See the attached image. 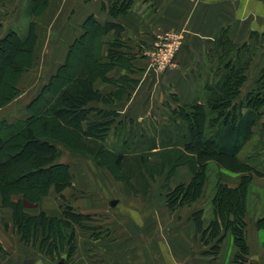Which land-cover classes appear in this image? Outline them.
Returning a JSON list of instances; mask_svg holds the SVG:
<instances>
[{"label": "crops", "instance_id": "0c3cea01", "mask_svg": "<svg viewBox=\"0 0 264 264\" xmlns=\"http://www.w3.org/2000/svg\"><path fill=\"white\" fill-rule=\"evenodd\" d=\"M121 4L127 6L120 10ZM33 6L34 0H0V38L11 29H22L20 23L29 13L28 22L36 23V50L44 51L51 46L53 53L67 54L72 43L84 35L83 25L87 21L95 19L101 25L114 22L123 26L120 37L127 43L125 51L136 56L132 60L135 72L116 65L106 75L109 79L129 75L139 81L134 90L124 92L106 106L111 105L109 109L119 112L118 122L126 118L128 127L132 119L137 126L142 118L164 116L166 107L170 106L168 102L172 100L180 105L196 99L205 101L209 73L204 59L212 55L224 30H228L232 41L250 49L252 60L243 89L252 86L264 68V0H48L38 13L32 10ZM167 31L182 34L184 41L176 66L162 72L143 54ZM116 36V30L112 29L102 35V40L108 43ZM108 49V46L103 47L102 54L105 55ZM94 86L102 93L117 89L113 82L102 78H98ZM99 103L102 102L91 104L99 107ZM92 116L100 118L97 112H92ZM167 119L169 121L170 116ZM168 121H165L167 125ZM159 141L158 137V146ZM57 161L63 162L61 158ZM223 173L222 182L231 187L238 186L245 174L225 167ZM187 174L193 176L190 169ZM50 194L38 202L36 209L26 206L25 210L31 214L45 211L50 216H62L63 204L58 202L55 206ZM161 194L85 193L78 204L71 203L81 213L94 215L83 221L89 224L88 230H76L77 264H264V238L261 235L264 223L261 220L250 218L246 213L248 252L243 253L233 232L224 226L212 237L209 230L205 236L197 230L193 213L204 210V229H207L212 219L207 214L214 208L215 194L210 201H205L207 194L202 193L192 204L174 210L162 200ZM20 197L14 195L13 199ZM111 199L116 203L112 204ZM2 202L0 194V234L7 232V224L11 231L15 230V236L9 248L0 244V264H24L22 259H27L23 250L28 246L21 241L14 226L12 209L3 206ZM3 213L8 217L4 219ZM75 227L78 226L75 224ZM216 242H219L220 250L214 254L212 246ZM31 259L32 264H37L36 258Z\"/></svg>", "mask_w": 264, "mask_h": 264}, {"label": "trees", "instance_id": "16d2710c", "mask_svg": "<svg viewBox=\"0 0 264 264\" xmlns=\"http://www.w3.org/2000/svg\"><path fill=\"white\" fill-rule=\"evenodd\" d=\"M47 3L48 0H34L33 7H38L39 10L35 12H41ZM126 6L121 4L119 9L122 10ZM83 26L84 35L78 37L69 49L70 57L75 54L77 47L87 53L84 63L77 71L71 73L70 77H66L65 72L62 77L60 74L55 75L63 81L59 82L54 97L39 112L33 111L25 119L0 120L2 204L12 209L14 226L22 242L31 245L40 241L41 250L45 254L50 257L58 253L60 259H65L63 257L65 252L67 257L71 255L77 247L74 222L84 221L83 218L88 214L75 211L71 205L63 206V214L60 217L50 216L45 211L31 214L25 210L27 204H37L52 191L62 194L64 189L72 185L70 165L57 161L61 155L60 147L77 150L91 145L90 149L86 148L87 151L94 154L99 164L109 168L116 178L118 167L126 168L132 159L126 153H112L106 147L112 128L118 126L119 112L103 109L91 103L96 101L110 104L120 98L124 92L135 89L138 78L123 75L118 79H109L106 74L116 65L125 66L133 71L132 60L136 56L123 50L126 44L120 37L122 25L114 22L101 25L93 19ZM112 29L116 30L117 36L112 42L110 41L107 53L102 55V50L97 48L98 39L102 40V35ZM228 33V30L222 32L212 52V55L217 56L218 66L215 69L214 79L206 85L205 101L199 102L196 99L179 105L173 113L179 114L181 121L176 117H170L169 121L173 129H167V125L165 130H162L161 144L162 149L169 150L166 153L174 152V155H171L173 165L187 164L193 171V179L185 187V192L178 193L175 202L170 200L169 205L173 210L192 204L201 196L206 181L204 176L210 160H217L218 164L234 172L245 173L236 187L218 184L213 199L214 218L207 225V229H204L203 209L196 210L193 218L197 230L204 236L209 230L212 237L222 226L231 230L242 252L247 253L248 247L245 243L247 194L252 176L261 173L256 171L255 166L248 160H242L240 153L264 115V69L254 83V88L236 102L247 80L252 57L249 47L235 43ZM12 36L18 45L15 54L31 57L38 40L36 23L30 22L25 34L21 35L12 30L0 41L6 42ZM88 36L95 38L92 44L93 50H88V45L85 43ZM124 57L128 59L127 65L122 62ZM104 59H107V63ZM67 63L68 66L62 68L63 71L71 65L69 60ZM27 67L28 65L17 61L15 55L0 65L1 82L7 73H14V77L9 80L10 95L8 94L1 104L14 96L12 92L17 91V81ZM98 78L113 82L117 89L102 93L94 86ZM124 81H128L129 86ZM92 112H97L100 118H94ZM159 135L156 130L149 136L141 132L143 139L139 143H146L148 152L157 150L160 148ZM118 138L124 149H130L131 142L135 138L139 139L140 136L137 131H124ZM18 148L22 149L18 151ZM147 156L143 152L140 156L133 157L139 168L143 166ZM163 157L167 160L164 154ZM14 195L21 197L14 200ZM261 222L264 223V217ZM67 227L69 229L72 227V232L69 234L65 230ZM219 250V242H216L212 246V251L217 254Z\"/></svg>", "mask_w": 264, "mask_h": 264}, {"label": "rangeland", "instance_id": "374dc122", "mask_svg": "<svg viewBox=\"0 0 264 264\" xmlns=\"http://www.w3.org/2000/svg\"><path fill=\"white\" fill-rule=\"evenodd\" d=\"M32 10L37 11L38 7H32ZM29 15V13H26V15H24L23 22L20 23V27L22 29L15 28L11 29L9 32L15 30L17 33L23 35V32L27 28V25L29 23ZM4 36H6V33L0 38V40ZM53 40L56 41L57 39L54 38ZM113 40L114 38L110 39L111 42ZM110 41L106 43L103 40L98 39V50L100 49L101 51L103 47H109ZM94 42L95 38L93 36H88L85 39V43L88 45V50L93 48L92 44ZM125 44L127 43L125 42ZM16 49H18V45L13 36L10 37V40L6 42L0 41V65H2L14 55L17 61L21 62L24 65H28L26 70L23 71L19 80L17 81V91L12 92V94L14 93V96L4 104L1 103L5 101L7 95L10 92V89L8 87L9 80L14 77V73H7L3 78V82L0 81V120L6 119L9 121H14L16 119H25L31 114V112H39L40 110H42L44 106L56 94L59 82L63 81V79L60 78L63 76V72H65L66 77H70L71 73L76 72L77 69L84 63V60L87 57V53L83 52V49L80 47H77V49L75 50V54L71 57L69 55V52L67 54L53 53L51 46L45 48L44 51H42L41 49L36 50L35 48L31 57L29 55L15 54ZM98 50L96 49L97 52ZM123 50L125 51V48H123ZM144 51L145 50H143V52ZM146 52L143 55L146 58L148 57L147 59H150V55L146 54ZM122 59H124V61L122 60V62L127 65L128 59L126 57ZM68 60L71 65H69V67L63 71L62 68L66 67V65L68 64ZM104 61L106 62L107 59H104ZM204 63L205 68L209 73V79L207 83H211L210 81L214 79L213 76L215 75V69L218 66L217 56L208 55V57L204 59ZM210 69L212 70L211 73ZM262 70L260 71V73L262 72ZM59 74L61 75L60 77H55V75ZM258 77L256 79H258ZM124 83L129 86L128 81H124ZM253 85L248 87L246 90L242 87L241 94L238 98H236V102L242 99V95L243 97H245L250 89L254 88ZM203 87H205V85ZM168 103L170 104V106L166 107L167 110L164 116L161 115V117L156 116L154 118H142L138 121L137 126L134 124L135 121L133 119H129L131 121V125L129 127L126 126V123L128 121L125 118L122 119L123 121L120 120L121 122L117 123V127L114 126L112 128L110 136L106 142L107 149L116 154L126 153L129 155L128 157L132 158L126 168L121 169L118 167L117 178L114 176V174H112L109 168L101 166L99 164L94 154H91L90 151H87L86 148L90 149L91 145H89V147L84 146L85 148L77 150H71L64 146H61V155L59 158H61V161L69 163L70 165L72 173V185L70 187H67L63 196H61L62 194H55L54 191L50 194V198H53L52 201L54 200V205L57 206L58 202H61L63 206L66 207L71 205V203L78 204L80 200L79 198L85 197V193H162V200H166L168 205L170 200L175 202L176 195L178 193L185 192V187L191 183L193 176L190 177L187 174V171L189 173V169L191 170V167L189 165H187L188 168L186 165L183 167L173 165L171 161L173 160L171 159V157L173 156L171 155H174V152H170V154H168L169 152H166L169 150L162 149V130H165L164 125H167L165 121H168L167 117L173 116V111L178 109L180 105L177 104V102L174 100ZM99 104V107L103 109H106L108 107L112 108L111 105L107 107L106 104ZM176 119L181 121V116L178 114L176 116ZM168 126L169 130L173 129V127L170 128L172 126L170 121H168ZM123 130L125 132L137 131L138 136H140L139 139L135 138L131 142L132 144L130 149H124V145L121 144V141L118 138L119 134L124 132ZM154 130L160 133V148L148 152V145L146 143L144 144L143 142L139 143V141H142L143 139V137L141 136V132L147 133V135L149 136L154 132ZM18 149V151H20L22 148ZM143 152L148 156L143 166L139 168L138 163L134 158L140 156ZM163 154L166 156L167 160L164 159ZM240 158L242 160H248L251 165L255 166L256 171L261 173L260 175L255 173L252 176L251 183L249 185V191L247 194V215L250 218L254 217L256 220H261L264 217V115L259 121L258 125L255 127L251 139L245 144L243 150L241 151ZM223 171L224 167L218 164L217 160L212 159L208 162L207 172L204 176L206 181L203 185L202 190V193L207 194L205 195V201H210L213 194H216L218 184H224L222 182L224 174ZM191 172L193 175L192 170ZM181 177L183 178V180ZM26 206L31 209H36L39 204H27ZM0 208L2 207L0 206ZM74 210L80 212L76 207H74ZM93 216V214H88L85 218H83V220H86ZM6 217H8V214L3 213V218L5 219ZM207 217H211L212 219L214 218V208L210 209ZM74 223L78 226L75 227L74 224L75 233L78 228H81L83 230H88V228H90L89 224L83 221ZM6 228L7 232H1L0 234V239L2 240V243L0 242V244H5L9 248L12 244V241L14 240L13 238L15 236V230L11 231L10 226L7 224ZM65 230L66 233L69 234L70 232H72V227L71 229L67 227ZM261 235L262 238H264V227H262L261 229ZM5 238L6 241H4ZM76 244L78 245L77 240ZM27 246L28 249L24 248L23 250V252L26 253V255H24V258H36L35 260L37 264H58V262H62V264H77L78 261L77 247L74 249L71 255H69L68 257L66 255L65 259H60L58 253H55L50 257L45 254L41 250L40 241ZM26 261L27 260L22 259V262H24V264Z\"/></svg>", "mask_w": 264, "mask_h": 264}, {"label": "built area", "instance_id": "2783aa9c", "mask_svg": "<svg viewBox=\"0 0 264 264\" xmlns=\"http://www.w3.org/2000/svg\"><path fill=\"white\" fill-rule=\"evenodd\" d=\"M183 45L182 34L175 31H167L160 36L146 54L150 55L151 64L159 71L176 66L177 55Z\"/></svg>", "mask_w": 264, "mask_h": 264}, {"label": "water", "instance_id": "95a60500", "mask_svg": "<svg viewBox=\"0 0 264 264\" xmlns=\"http://www.w3.org/2000/svg\"><path fill=\"white\" fill-rule=\"evenodd\" d=\"M111 203L112 204L116 203V200H112ZM32 262H33V259L29 258V259H27V261L25 262V264H32ZM60 264H62V263L60 262Z\"/></svg>", "mask_w": 264, "mask_h": 264}, {"label": "bare ground", "instance_id": "6f19581e", "mask_svg": "<svg viewBox=\"0 0 264 264\" xmlns=\"http://www.w3.org/2000/svg\"><path fill=\"white\" fill-rule=\"evenodd\" d=\"M148 58V57H147ZM103 110V109H102ZM104 111V110H103ZM104 115V114H103Z\"/></svg>", "mask_w": 264, "mask_h": 264}]
</instances>
